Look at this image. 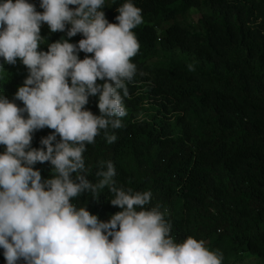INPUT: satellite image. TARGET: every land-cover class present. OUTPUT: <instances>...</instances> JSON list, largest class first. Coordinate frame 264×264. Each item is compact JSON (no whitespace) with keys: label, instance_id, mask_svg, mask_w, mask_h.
<instances>
[{"label":"trees","instance_id":"trees-1","mask_svg":"<svg viewBox=\"0 0 264 264\" xmlns=\"http://www.w3.org/2000/svg\"><path fill=\"white\" fill-rule=\"evenodd\" d=\"M24 52L0 264H264V0H0Z\"/></svg>","mask_w":264,"mask_h":264},{"label":"rangeland","instance_id":"rangeland-1","mask_svg":"<svg viewBox=\"0 0 264 264\" xmlns=\"http://www.w3.org/2000/svg\"><path fill=\"white\" fill-rule=\"evenodd\" d=\"M199 17V13H197L196 9H191L190 12L185 16L184 21L187 23H193ZM29 53L24 52L20 56L15 55H3L0 57V73H7L11 70H17L20 73H25V69L29 65ZM72 70H58L54 72L55 78H57L60 82H67L70 80L72 75H75ZM11 100V96L5 97L0 93V106H4ZM249 258H246L244 261H247ZM251 259V258H250ZM228 264H231L229 262Z\"/></svg>","mask_w":264,"mask_h":264}]
</instances>
